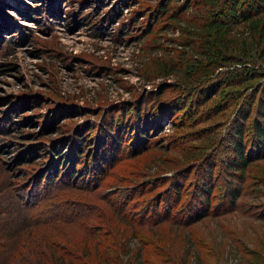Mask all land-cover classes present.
<instances>
[{
	"label": "rangeland",
	"instance_id": "obj_1",
	"mask_svg": "<svg viewBox=\"0 0 264 264\" xmlns=\"http://www.w3.org/2000/svg\"><path fill=\"white\" fill-rule=\"evenodd\" d=\"M227 1L1 0L0 21L7 17L11 25H0V117L15 106L10 131L0 133V151H7L0 153L5 158L0 169L11 166L22 176L14 180L29 189V173L47 159L41 147H34L30 160L19 165L16 158L24 157L21 150L27 145L46 144L78 126L93 129L103 123L106 128L119 118L121 131L126 130V156L88 193L99 209L97 218L112 235L103 233L98 241L107 239L114 249L124 239L129 254L140 244L150 264H162L163 256L169 264H264V155L249 157L244 166L229 170L232 158L225 140L228 129L242 121L236 114L241 98L263 83L264 75L226 83L234 65L205 59L202 53V46H207L227 56L240 55L239 60L250 64H264V33L259 25L254 27L264 13L238 25L230 23L225 43L214 35L209 41V23L220 19L216 10ZM2 99L7 103L1 104ZM168 104L175 109L166 119ZM46 118L49 124H44ZM51 128L59 131L50 133ZM43 129L42 135L27 136ZM107 131L103 132L109 136L112 132ZM135 140L138 150L128 147ZM109 155L108 151L102 158ZM207 171L209 207L198 219L138 226L115 213L114 204L127 196L132 199L124 211L153 222L149 202L169 182L182 180V199L174 209H186L191 187ZM232 188L238 196L227 203ZM188 214L193 218V208ZM24 216L12 212L0 219V226L3 220L13 226ZM50 229L65 235L62 244L68 248L81 242L85 232L78 224L45 226V233ZM128 230L136 231L135 236ZM149 238L157 257L141 244Z\"/></svg>",
	"mask_w": 264,
	"mask_h": 264
},
{
	"label": "trees",
	"instance_id": "obj_2",
	"mask_svg": "<svg viewBox=\"0 0 264 264\" xmlns=\"http://www.w3.org/2000/svg\"><path fill=\"white\" fill-rule=\"evenodd\" d=\"M219 4L224 6L216 10V13H220V19H213L209 23L210 33L207 36L209 41L210 37L214 35L215 40L225 43L224 39L231 30L230 23L238 25L260 13H264V0H228L224 4L222 2ZM34 9L33 7L29 8L31 12L36 14ZM48 9H45V14L49 12ZM0 15L3 14L0 12ZM35 18L37 19L36 16L33 19ZM8 22L6 17V21H0V25L10 26L11 24ZM258 25L264 33V17L262 20L258 17V20L254 22V27ZM21 32L24 33L23 30ZM205 39L211 45L207 38ZM202 53L205 59H212L216 63H219L218 59H221L234 65L231 77L224 80L226 83L250 80L258 77L262 72L261 76L264 75V71H261V66L264 64L247 63L238 59L240 55L230 54L227 56L221 50L207 46H202ZM165 67L162 70L168 71ZM228 85L230 86V83ZM6 101L2 99L1 104H6ZM21 104L24 105V103ZM12 106L15 104L9 106L11 110H4V114L0 117V133L11 129L9 126L12 120V116H10V111H13ZM164 108H167L165 113L167 119L175 108H170L169 104ZM236 114H241L242 121L229 128L225 133L226 147L232 158L227 166L229 170L244 166L249 157L264 155V82H260L259 86L255 87L250 94L241 98L236 108ZM54 118L53 116L51 121ZM147 121L151 122L150 119ZM49 122L50 119L46 118L44 124H49ZM145 122L142 121L143 126L146 125ZM126 124L127 122H125ZM251 124L253 126L249 128ZM96 125L94 126L97 128L93 129L88 126L86 128L85 125L78 126L70 130L71 132L65 136L46 140L47 145L40 143L34 146L35 144L32 143L21 150L24 157L16 158L19 165L30 160L29 157L32 156L31 152H33L34 147L37 149L41 147L40 151L45 154L47 159L42 166H38L33 173H29L31 174L27 177L29 189H25L24 183L18 185L14 180V178L19 179L22 176L18 172H12L11 166L7 170H3L4 167L0 169V202H2V204L0 203V219L6 216L10 217L12 212L18 216L25 214L21 221L13 226L8 220H3V226H0V264H121L124 256L126 257L124 264H150L149 259L143 258L144 254H148V251L141 249L140 244L136 250L129 254L130 250L127 249V243L124 239L114 249L110 247V242L107 239L98 241V238H102L103 233L110 238L112 235L108 228L105 229L102 224V218H97L96 214L99 209H96L97 204L95 202L89 200L88 193L96 190L97 186L94 185L99 181L101 175L113 167L116 161L125 158L126 154H122L124 152L122 145L124 141L126 142L123 136L126 130L121 131L122 121L119 118L118 123L109 124L106 128L102 127L103 123L102 125L100 123V126L99 124ZM130 125L132 126V124ZM113 128L115 131H112ZM104 129H108L107 132L113 134L109 133L108 136L103 132ZM44 130L37 131L38 133H29L27 136L33 138L36 135H42ZM51 131L50 133H56L59 130L51 128ZM230 131L231 134H229ZM19 132V135L24 134L22 130ZM127 133L130 132L127 131ZM110 142L113 145H109ZM136 144L138 141L135 140L128 147L133 146L135 148ZM136 149L138 150L139 146ZM1 151L0 153L5 152V150ZM108 151L110 152L109 157L102 158ZM25 155L28 157L25 158ZM100 158L102 160L98 161ZM2 159L5 158L0 154V161H3ZM209 177V171L200 175L198 182L191 187L188 207L186 209L181 208V210L174 208L182 199L179 189L184 185L183 180L176 184L169 182L161 190L162 194L154 202H149L152 207L153 222H145L142 214L139 218L129 216L124 208L132 198L127 196L121 204H114L115 213L122 219L125 218L124 220L128 223L135 222L138 226H153L161 221L186 223L192 219H198L206 214L207 207H209L211 193ZM237 193L235 188L229 189L226 202L233 203L238 196ZM191 207L194 211L193 218H189L190 214H188L192 210ZM93 222L94 224H92ZM57 224L80 225V228L85 231L83 232L84 235L81 236L83 237L82 241L78 243L73 240L74 247L68 248L62 244L66 240L64 234L56 233L55 229H50L49 234L45 233V226L50 228ZM128 231L131 233V237L135 236L136 231ZM141 241L143 242L141 244L149 247V255L152 254V256L157 257V254L153 252L154 250H151L154 248L153 241L150 238L145 240L147 244L143 239ZM163 259L162 264H169L170 261L166 257L163 256Z\"/></svg>",
	"mask_w": 264,
	"mask_h": 264
}]
</instances>
